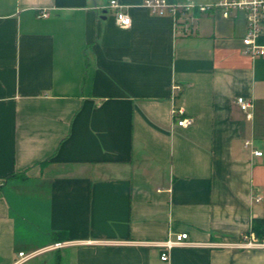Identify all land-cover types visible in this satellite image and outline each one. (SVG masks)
Returning <instances> with one entry per match:
<instances>
[{
	"label": "crops",
	"instance_id": "obj_1",
	"mask_svg": "<svg viewBox=\"0 0 264 264\" xmlns=\"http://www.w3.org/2000/svg\"><path fill=\"white\" fill-rule=\"evenodd\" d=\"M117 1L128 27L109 0H0V264L59 236L73 243L21 264H264V246H230L264 241V56L242 52L245 15L195 8L183 33ZM179 232L193 243L161 260L154 242Z\"/></svg>",
	"mask_w": 264,
	"mask_h": 264
},
{
	"label": "built area",
	"instance_id": "obj_2",
	"mask_svg": "<svg viewBox=\"0 0 264 264\" xmlns=\"http://www.w3.org/2000/svg\"><path fill=\"white\" fill-rule=\"evenodd\" d=\"M142 4L149 9L151 13L170 15L174 21L175 27L182 22L181 27L183 33L190 32L191 16H189V12L195 8L199 11H206L211 8L218 9L224 17L230 16L231 12H242L246 17V28L241 38L242 52L251 58L264 56V0H216L209 4H201L192 0L184 3L169 2L168 0H143ZM108 8L113 11L114 20L117 25L121 27L130 26L131 17L125 10L126 5L117 0H109ZM37 15L38 17H46L48 16V11L46 9H41ZM172 90V97L175 98L180 90V86L174 85ZM237 102L240 108L245 112L246 117L251 118L252 113L251 111H248V109L251 107L252 103L241 96L237 98ZM182 113L183 111L180 107L173 106V116L181 115ZM192 121L191 117H179L175 124L186 126L191 124ZM248 144L249 141H246L245 145ZM253 154L260 156L262 152L255 149L253 150ZM259 199V197L256 198V200ZM169 235L163 241L154 242V244L161 250V260H167L168 252L172 247L193 243L188 240L186 232H179L174 238L169 237ZM71 243L73 242L55 241L39 249L27 252L19 251L18 258L11 264H21L35 257L39 253L59 249L70 245ZM230 246L238 248L261 247L264 246V241L256 237L253 232H250L243 234L240 241L232 243Z\"/></svg>",
	"mask_w": 264,
	"mask_h": 264
},
{
	"label": "trees",
	"instance_id": "obj_3",
	"mask_svg": "<svg viewBox=\"0 0 264 264\" xmlns=\"http://www.w3.org/2000/svg\"><path fill=\"white\" fill-rule=\"evenodd\" d=\"M252 230L255 232H264V219H257L254 220V223L252 225ZM58 241H61V237H57Z\"/></svg>",
	"mask_w": 264,
	"mask_h": 264
}]
</instances>
